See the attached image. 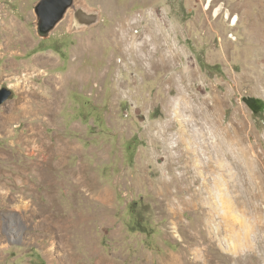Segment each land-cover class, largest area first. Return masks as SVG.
Masks as SVG:
<instances>
[{
	"label": "rangeland",
	"instance_id": "rangeland-1",
	"mask_svg": "<svg viewBox=\"0 0 264 264\" xmlns=\"http://www.w3.org/2000/svg\"><path fill=\"white\" fill-rule=\"evenodd\" d=\"M37 2L0 0V264H264V0H74L45 37Z\"/></svg>",
	"mask_w": 264,
	"mask_h": 264
},
{
	"label": "water",
	"instance_id": "water-1",
	"mask_svg": "<svg viewBox=\"0 0 264 264\" xmlns=\"http://www.w3.org/2000/svg\"><path fill=\"white\" fill-rule=\"evenodd\" d=\"M74 0H38L34 5V13L37 18V32L41 37L47 36L63 18L66 10L73 6ZM79 23L91 24L97 21L96 12H88L77 8L74 12ZM11 90L8 87H0V104L9 99ZM248 106L254 113L264 110V100L258 97H245Z\"/></svg>",
	"mask_w": 264,
	"mask_h": 264
},
{
	"label": "bare ground",
	"instance_id": "bare-ground-1",
	"mask_svg": "<svg viewBox=\"0 0 264 264\" xmlns=\"http://www.w3.org/2000/svg\"><path fill=\"white\" fill-rule=\"evenodd\" d=\"M41 60V59H40ZM43 62V61H42ZM47 63V62H46ZM17 78V77H16ZM58 78V77H57ZM59 79H60V77H59ZM62 79V78H61ZM53 81V80H52ZM59 81H57V83H58ZM60 84H61V81L59 82ZM57 85V84H56ZM59 86V85H58ZM53 87V86H52ZM63 87V86H62ZM53 88H56V92L57 93H59V90H60V87H53ZM62 91V90H61ZM60 91V92H61ZM35 95V94H34ZM55 96V95H54ZM52 97V96H51ZM58 98H60V97H58ZM57 98V99H58ZM33 100H34V98H32ZM30 102V101H29ZM30 104V103H29ZM35 104V106H33L32 105V103L30 104V106H29V112L30 113H32V114H36V112H38V113H45L46 111H50L52 114H54L55 113V110H56V107H55V103L54 102H49V105L47 104V106L45 107V108H40L38 105H37V107H36V103H34ZM47 113V112H46ZM50 113V114H51ZM12 118V117H11ZM10 120H8V118L6 117V118H2V117H0V130H6V127L5 126H9V122ZM33 124V123H32ZM34 125H32V127L30 128V130H32V131H36L35 130V127H33ZM183 128V127H182ZM181 128V129H182ZM183 130V129H182ZM32 133H29L26 137H29V135H31ZM35 166H36V164H35ZM34 167V166H33ZM1 169V168H0ZM1 173H2V171L0 170V175H1ZM28 173V172H27ZM30 184V183H29ZM0 185H2V184H0ZM7 185V184H6ZM3 186V185H2ZM4 187V186H3ZM2 188V187H1ZM6 188V187H5ZM2 190H4V189H2ZM22 201V200H21ZM26 204V203H25ZM21 206H23V205H21ZM27 206V205H26ZM24 207H25V205H24ZM46 208V207H45ZM27 210V209H26ZM98 261V260H97ZM65 262H63L62 261V264H64ZM161 263L162 264H178L177 263V256H176V254H173V253H170V254H167L164 258H162L161 259ZM96 264H109L108 262L107 263H103V262H100V261H98V262H96Z\"/></svg>",
	"mask_w": 264,
	"mask_h": 264
}]
</instances>
